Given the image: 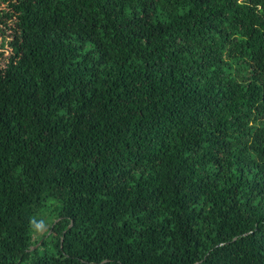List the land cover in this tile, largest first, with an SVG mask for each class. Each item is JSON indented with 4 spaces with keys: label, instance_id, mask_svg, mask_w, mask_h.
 <instances>
[{
    "label": "trees",
    "instance_id": "16d2710c",
    "mask_svg": "<svg viewBox=\"0 0 264 264\" xmlns=\"http://www.w3.org/2000/svg\"><path fill=\"white\" fill-rule=\"evenodd\" d=\"M0 264H264V0H0Z\"/></svg>",
    "mask_w": 264,
    "mask_h": 264
},
{
    "label": "rangeland",
    "instance_id": "374dc122",
    "mask_svg": "<svg viewBox=\"0 0 264 264\" xmlns=\"http://www.w3.org/2000/svg\"><path fill=\"white\" fill-rule=\"evenodd\" d=\"M48 210V209H47ZM46 210V211H47ZM44 218L46 219V224L38 231L34 232L33 233V237L36 238V237H39L41 234L44 233V231L47 229V226H48V221H49V218L47 216H44ZM48 219V220H47Z\"/></svg>",
    "mask_w": 264,
    "mask_h": 264
}]
</instances>
